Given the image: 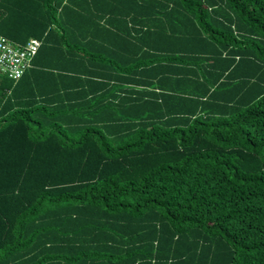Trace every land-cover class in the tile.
<instances>
[{"label":"trees","instance_id":"16d2710c","mask_svg":"<svg viewBox=\"0 0 264 264\" xmlns=\"http://www.w3.org/2000/svg\"><path fill=\"white\" fill-rule=\"evenodd\" d=\"M39 49L0 76V264H264V0H0Z\"/></svg>","mask_w":264,"mask_h":264},{"label":"built area","instance_id":"2783aa9c","mask_svg":"<svg viewBox=\"0 0 264 264\" xmlns=\"http://www.w3.org/2000/svg\"><path fill=\"white\" fill-rule=\"evenodd\" d=\"M39 46L40 42L37 40H30L20 46L0 36V76L12 80L20 79L31 67Z\"/></svg>","mask_w":264,"mask_h":264}]
</instances>
